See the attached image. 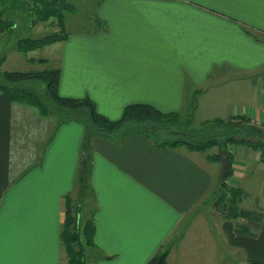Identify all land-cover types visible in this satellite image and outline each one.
I'll list each match as a JSON object with an SVG mask.
<instances>
[{
  "label": "crops",
  "instance_id": "obj_1",
  "mask_svg": "<svg viewBox=\"0 0 264 264\" xmlns=\"http://www.w3.org/2000/svg\"><path fill=\"white\" fill-rule=\"evenodd\" d=\"M95 3L91 28L45 46L55 50L45 59L61 71V96L89 97L117 120L134 103L178 112L197 93L196 110L205 102L215 119L241 115L264 124V0ZM84 136L80 123H58L0 92V264L67 262L60 240L65 198L85 161L97 252H87V264H146L223 172L208 159L216 148H157L142 135L92 137L84 147ZM229 149L235 184L246 158L257 169L252 182L264 184L259 153ZM213 217L195 224L198 233L182 242L185 249L173 247L166 264L264 263V216L246 234L236 220Z\"/></svg>",
  "mask_w": 264,
  "mask_h": 264
},
{
  "label": "trees",
  "instance_id": "obj_2",
  "mask_svg": "<svg viewBox=\"0 0 264 264\" xmlns=\"http://www.w3.org/2000/svg\"><path fill=\"white\" fill-rule=\"evenodd\" d=\"M36 9L41 5L39 13L41 20L46 21L52 16H59L54 6H61V10L67 7L66 0H32ZM16 0H0V33L10 32L15 19L13 11L17 10ZM50 9L51 12L47 10ZM67 38L66 35L52 33L38 39H21L18 42L20 52H27L50 45ZM1 63V61H0ZM61 71L59 68H45L35 71H4L0 72V92L7 94L11 100H23L31 103L41 115L51 114L40 101L30 94L18 92L13 87L25 83H42L50 103L56 106L58 123L75 121L84 127V147L88 145L92 137H98L108 141H120L126 137L142 135L149 139L157 148H179L186 147L193 152H205L211 148H217L218 153L209 155L208 159L224 164L220 176V188L222 192L219 202L227 201L226 218L244 217V212L239 208L245 192L241 188L227 185L233 177V155L229 147L246 146L259 153L260 160L264 162V124L257 125L250 118L236 115L228 119H216L211 123H205L199 130H192L194 112L197 104V93L193 94L186 109L185 116L178 112L164 113L149 104L134 103L127 105L122 115L117 120H110L100 114L95 103L89 97L69 98L60 96L58 93ZM211 130V132L209 131ZM200 142H192L191 137L201 135ZM85 165V166H84ZM86 161L77 172V183L79 191L89 187V172ZM65 217L61 226L60 240L66 254V264H87L86 246H94L95 226L93 221V210L90 219L84 223L78 222V216L73 217L71 212L72 199L70 195L65 198ZM253 219V218H252ZM250 219V221L252 220ZM254 220V219H253ZM248 231V230H247ZM242 231L243 234L249 233ZM171 249H158V251L147 261L146 264H166ZM248 264H264L259 261L249 260Z\"/></svg>",
  "mask_w": 264,
  "mask_h": 264
},
{
  "label": "rangeland",
  "instance_id": "obj_3",
  "mask_svg": "<svg viewBox=\"0 0 264 264\" xmlns=\"http://www.w3.org/2000/svg\"><path fill=\"white\" fill-rule=\"evenodd\" d=\"M16 1L17 10L12 12L15 19V25L10 32L0 33V72L35 71L54 66V61L45 59L54 56L55 50L53 47L43 46L35 50L20 52L18 49V42L21 39H38L52 33L66 35L72 31L79 29L84 30L92 27V25H90L87 21H89L92 15L89 9L91 6L96 5V0H66L68 6L65 7V9L61 10V6H54V8L59 11V13H57L59 16H52L46 21H42L40 18L41 15L39 13V9L42 8L41 5L37 10L32 0ZM47 11L51 12L50 9ZM13 88L18 92L27 93L36 97L40 103L45 106L49 112H51L52 115H59L56 106H53L48 99L44 84L25 83ZM198 96L199 94H197V99ZM187 105H189V103ZM186 109L187 108H183L178 111L182 117L185 116ZM214 116V111H208V106L204 102L202 109L195 110L194 112V120L191 125V129L194 131L201 129L205 123H211L216 120ZM59 117L62 118L60 115ZM222 118L223 117H221V119ZM209 131L211 132L210 129ZM203 134L204 133H201L199 136L195 134L190 138V140H192V142H200L199 137ZM215 148L209 149L207 152L213 153L216 151ZM84 153L85 152L81 154L82 159ZM245 163L246 165H244L243 169L238 172L240 176L239 185L235 184L236 176H234V178L232 177L230 182L227 183L229 186L236 188L243 187V190H245L244 197H246V200L243 198L240 205L238 201V209L240 208L244 212V215H242L244 217H239L238 213L236 217H230L229 219L226 218V207H224V205L229 199L221 203L219 202L222 192H225V194L227 193L226 190H221L219 178L217 184L213 186L207 195V198L189 213V215L181 222L179 227H177L171 236L163 243V245H161L162 249H173V247H176V249H185L186 242L185 244L182 242L186 241L192 233H198L197 228H195V224L199 223L202 225L203 222L201 220L209 221L212 216H215L217 220H236L235 225L237 231L239 232L247 230V232H250L253 230L252 226L254 229L256 228L259 220L258 218L264 216V184H262L263 182H252V176L257 173V169L256 167H253L254 164L249 158H246ZM223 167L224 164H222V168ZM83 169L89 172L88 167H83ZM229 195L230 194L227 193V197ZM71 199L72 203L70 214L73 217L76 215L78 216L79 213L82 215L81 217L78 216L80 227V223H84L90 219V213L93 207L90 184L89 187L85 188V190L81 192L79 191L78 184H76L75 190L73 191V194H71ZM213 218L212 220H214ZM250 219L252 220L250 221ZM203 233L204 231H201L199 235L202 236ZM87 252L93 255L97 253L94 246H86V253Z\"/></svg>",
  "mask_w": 264,
  "mask_h": 264
},
{
  "label": "water",
  "instance_id": "obj_4",
  "mask_svg": "<svg viewBox=\"0 0 264 264\" xmlns=\"http://www.w3.org/2000/svg\"><path fill=\"white\" fill-rule=\"evenodd\" d=\"M83 160L84 161L86 160V154L85 153L83 154Z\"/></svg>",
  "mask_w": 264,
  "mask_h": 264
}]
</instances>
